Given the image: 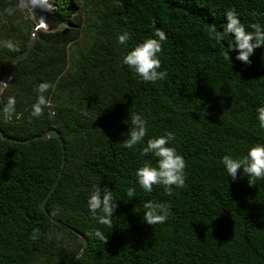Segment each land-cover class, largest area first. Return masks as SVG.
Wrapping results in <instances>:
<instances>
[{"label": "trees", "instance_id": "1", "mask_svg": "<svg viewBox=\"0 0 264 264\" xmlns=\"http://www.w3.org/2000/svg\"><path fill=\"white\" fill-rule=\"evenodd\" d=\"M92 1L49 0L53 24L35 31L25 9L7 14L21 0H0V86L11 70L0 105L17 99L16 115L0 118V128L17 140L61 134L27 143L0 134V264H264V180L250 185L241 169L233 181L220 163L264 143L256 120L264 49L248 65L230 52L231 64L226 45L209 36L230 10L246 30L264 25V0H105L88 22ZM155 29L167 36L160 54L167 76L144 83L121 60ZM125 31L127 48L117 42ZM8 40L15 51L3 46ZM41 82L51 85V109L33 118ZM129 113L148 121L145 142L173 133L170 146L186 162L183 188L168 195L154 186L149 194L136 185V169L155 159L141 155L142 145L122 147ZM60 174L46 204L50 216L42 202ZM93 185L108 186L118 202L111 228L88 211ZM129 187L136 190L130 201ZM147 200L167 204L165 223L142 222L134 210ZM98 228L105 243L89 235ZM34 229L37 240L30 239Z\"/></svg>", "mask_w": 264, "mask_h": 264}, {"label": "clouds", "instance_id": "2", "mask_svg": "<svg viewBox=\"0 0 264 264\" xmlns=\"http://www.w3.org/2000/svg\"><path fill=\"white\" fill-rule=\"evenodd\" d=\"M31 8L40 13L51 12L49 0H27L16 8L7 9V14L12 15L17 9ZM41 21L46 20L45 16H40ZM45 28V27H40ZM246 30L245 25L237 16L234 10L226 11L225 22L219 31L215 26L209 30V36L218 44H225L224 60L230 61L233 58L230 52L235 51V60L243 64H250V57L257 48L264 49V25L260 23H251ZM131 39L130 34L125 31L119 34L117 42L127 48V42ZM167 40L164 30L155 29L152 37L146 38L143 42L137 44L134 48L127 51L121 60L122 66L127 68L144 83H153L163 80L167 76L166 70H161L160 54L162 45ZM3 46L9 51H15L16 47L11 40L4 41ZM264 58V51L261 53ZM51 85L48 82L39 83L35 89L37 96L35 102L31 105L30 116L39 118L45 114V109H51V104L45 96ZM17 99L14 95H9L5 104L0 105V118L10 121L16 115ZM48 116L54 117L55 112L49 111ZM256 120L259 128L264 129V105L257 107ZM129 127L122 135L125 137L121 143L126 149H135L137 145H142V156H148L155 159V166L150 162L143 163L135 171V183L144 193H152L154 186H162L165 193L171 195L173 186L183 188L187 179L185 168L186 162L182 155L178 154L170 142L174 139L173 133L168 132L164 135L147 139L148 121L140 113H129L124 121ZM228 178L233 181L238 179V170L242 169L240 175L247 177L250 185H255L258 180H264V143H257L248 148L242 157H234L225 154L221 160ZM128 201L136 197V190L129 187L126 190ZM118 207V202L114 198V193L108 186L93 185L90 195L87 199V208L92 218L97 224L112 227V217ZM135 209V208H134ZM136 212H142V222L147 225H157L165 223L169 218V208L166 203L147 200ZM39 230L34 229L30 239L39 238ZM89 235L105 243L107 236L99 228Z\"/></svg>", "mask_w": 264, "mask_h": 264}, {"label": "water", "instance_id": "3", "mask_svg": "<svg viewBox=\"0 0 264 264\" xmlns=\"http://www.w3.org/2000/svg\"><path fill=\"white\" fill-rule=\"evenodd\" d=\"M40 24H42L41 27H45V26H46V23H44V22L41 21V20H40ZM33 43H34V41H32L31 46H30L29 49L23 54L22 57H26V56L29 54V52H30V50H31V48H32ZM10 79H11V70H9V71L7 72L6 80L3 81L2 85L0 86V88L5 87V86H6V83H7L8 80H10ZM0 98H1V93H0ZM0 134H1L2 138L9 139V140H11V141H13V142H18V143H27V142H29V141H31V140H33V139H47V138H49V137L57 138L58 140L61 139V134H60L57 130H55V129H52V130L50 131V133L47 134V135L36 136V137H33L32 139H26V140L11 139V138L7 137L5 134H3L1 128H0ZM62 145H63V143H62ZM64 157H65V154H64ZM60 177H61V174L59 175V177H58V179L56 180L55 184L53 185V187H52L51 190L49 191V193H48L46 199L42 202V208H43V210L46 212V214H48V215H50V213H49V211H48V209H47V205H46V204H47V200L50 198V196H51V195L53 194V192L55 191L56 186H57V184L59 183V179H60ZM50 216H51V215H50ZM51 218L53 219V217H51ZM53 220H54V219H53ZM87 245H88V241H85V245H84L83 251L85 250V248L87 247Z\"/></svg>", "mask_w": 264, "mask_h": 264}, {"label": "rangeland", "instance_id": "4", "mask_svg": "<svg viewBox=\"0 0 264 264\" xmlns=\"http://www.w3.org/2000/svg\"><path fill=\"white\" fill-rule=\"evenodd\" d=\"M21 1H22V3H27V0H21ZM81 1L84 5H86L87 3L89 4V2L91 0H81ZM103 1H105V0H93L92 1L93 2L92 6H91L92 11L89 13V18L87 20L88 22H91L95 18L94 15L98 12L99 7L102 5ZM24 9L28 13V15L33 19V21L35 23V28H34L35 31L40 29V27L42 25V24H40V20H41L40 16H42V15L46 17V20L43 21L44 23L49 24V25L53 24L52 17L48 13H40L38 11L32 10L30 7L24 8ZM65 26L66 25H63L62 27H65Z\"/></svg>", "mask_w": 264, "mask_h": 264}]
</instances>
